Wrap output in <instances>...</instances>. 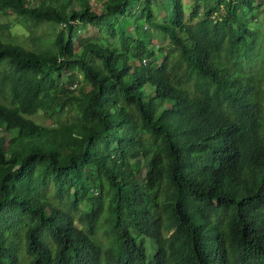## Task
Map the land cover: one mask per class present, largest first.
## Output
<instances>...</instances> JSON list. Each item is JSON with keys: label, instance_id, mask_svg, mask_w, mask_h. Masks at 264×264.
Wrapping results in <instances>:
<instances>
[{"label": "trees", "instance_id": "1", "mask_svg": "<svg viewBox=\"0 0 264 264\" xmlns=\"http://www.w3.org/2000/svg\"><path fill=\"white\" fill-rule=\"evenodd\" d=\"M156 1L0 0L63 23L41 49L0 23V264H264L257 6ZM75 22L105 39L76 48Z\"/></svg>", "mask_w": 264, "mask_h": 264}, {"label": "rangeland", "instance_id": "2", "mask_svg": "<svg viewBox=\"0 0 264 264\" xmlns=\"http://www.w3.org/2000/svg\"><path fill=\"white\" fill-rule=\"evenodd\" d=\"M105 1L106 0H89L92 9L98 12H100L103 9V4ZM195 1L196 0H183L184 10H185V19L188 17L189 12L193 8V5L196 3ZM165 3H166V0H157L155 2V9H156L157 15L160 18H164L167 14ZM199 4L202 5V10L205 9V5L203 2L202 3L199 2ZM254 5L257 6V9L249 10L244 17L248 20V23L250 26L260 31V36L261 38L264 39V1L254 0ZM135 10L136 8H132L133 12H135ZM19 19L21 18H19V16L14 11L7 10L5 13L0 12V23H8L10 25V32L12 36L18 41L23 42L29 48L41 49L44 47L51 46L53 44V40H54V37L57 31L63 28V23H54L51 21H43L38 24L27 26V24H25ZM122 21H123V24L126 26V28L130 32L137 35L135 31V26L137 25L138 21L136 20L135 16L125 15L124 17H122ZM194 21L195 19L193 20L187 19V22H186L187 31L192 30ZM75 26H76V29L74 31V43H75L76 48H79L81 44L89 38L105 39L104 38L105 35H103L104 32L99 31V29L91 23L75 22ZM147 26H150V25L147 22H145V24L143 25V28H146ZM153 30L156 31V28H151V31ZM64 32H66V30H64ZM161 42L163 43V46L165 47V49H167V45L169 44V41L167 40V38H163V37L160 39L157 38L156 41H153L150 47L158 48L160 47L158 44ZM134 63H138V60L137 59L134 60ZM77 76H78L79 81H81L80 86L83 85L85 89H90V86L82 82L81 74H78ZM68 77H69V74L65 73L63 74L61 79L62 81L66 82L68 80ZM78 85L77 87H79ZM77 87H74V85H70L69 88L76 91ZM57 108L59 107L57 106ZM35 119L40 123H45V124L50 123V121L47 120L45 116H43L42 112L35 115ZM5 136L7 137L6 134ZM151 247H152V244H151Z\"/></svg>", "mask_w": 264, "mask_h": 264}, {"label": "built area", "instance_id": "3", "mask_svg": "<svg viewBox=\"0 0 264 264\" xmlns=\"http://www.w3.org/2000/svg\"><path fill=\"white\" fill-rule=\"evenodd\" d=\"M264 1V0H263Z\"/></svg>", "mask_w": 264, "mask_h": 264}]
</instances>
